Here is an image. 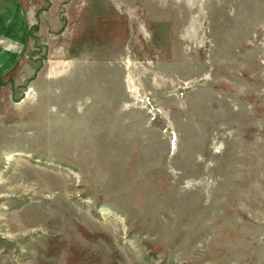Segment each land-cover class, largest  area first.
Returning <instances> with one entry per match:
<instances>
[{"label": "rangeland", "instance_id": "374dc122", "mask_svg": "<svg viewBox=\"0 0 264 264\" xmlns=\"http://www.w3.org/2000/svg\"><path fill=\"white\" fill-rule=\"evenodd\" d=\"M2 42L0 264H264V0H0Z\"/></svg>", "mask_w": 264, "mask_h": 264}, {"label": "crops", "instance_id": "0c3cea01", "mask_svg": "<svg viewBox=\"0 0 264 264\" xmlns=\"http://www.w3.org/2000/svg\"><path fill=\"white\" fill-rule=\"evenodd\" d=\"M3 43V42H2ZM0 43V77H2L5 74V62H6V46L5 43ZM2 119L0 118V121ZM1 138V137H0ZM1 150H0V158H1Z\"/></svg>", "mask_w": 264, "mask_h": 264}]
</instances>
